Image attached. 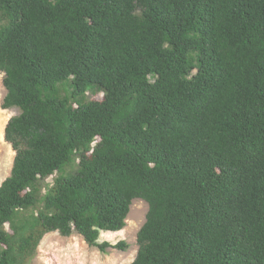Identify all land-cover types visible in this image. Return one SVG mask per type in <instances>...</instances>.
<instances>
[{
	"label": "trees",
	"instance_id": "16d2710c",
	"mask_svg": "<svg viewBox=\"0 0 264 264\" xmlns=\"http://www.w3.org/2000/svg\"><path fill=\"white\" fill-rule=\"evenodd\" d=\"M0 73V264L135 199L130 264H264V0H0Z\"/></svg>",
	"mask_w": 264,
	"mask_h": 264
},
{
	"label": "rangeland",
	"instance_id": "374dc122",
	"mask_svg": "<svg viewBox=\"0 0 264 264\" xmlns=\"http://www.w3.org/2000/svg\"><path fill=\"white\" fill-rule=\"evenodd\" d=\"M2 78L3 74L0 73V184L10 175L15 155L10 144L4 139V128L8 120L18 113L14 108H2L6 95ZM146 211V202L135 199L121 231L101 232L99 242L106 241L111 245L123 241L128 247L125 251L107 248L103 253L87 245L82 237L76 234L64 237L58 232H52L42 238L37 253L31 258V264H130L137 253V231L145 221Z\"/></svg>",
	"mask_w": 264,
	"mask_h": 264
},
{
	"label": "bare ground",
	"instance_id": "6f19581e",
	"mask_svg": "<svg viewBox=\"0 0 264 264\" xmlns=\"http://www.w3.org/2000/svg\"><path fill=\"white\" fill-rule=\"evenodd\" d=\"M2 167V166H1Z\"/></svg>",
	"mask_w": 264,
	"mask_h": 264
}]
</instances>
